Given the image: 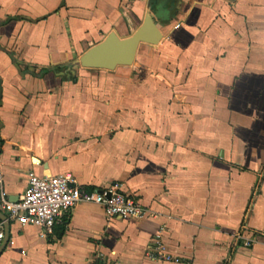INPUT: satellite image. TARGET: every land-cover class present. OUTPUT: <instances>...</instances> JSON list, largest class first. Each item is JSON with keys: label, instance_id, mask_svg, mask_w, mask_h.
Returning a JSON list of instances; mask_svg holds the SVG:
<instances>
[{"label": "crops", "instance_id": "crops-1", "mask_svg": "<svg viewBox=\"0 0 264 264\" xmlns=\"http://www.w3.org/2000/svg\"><path fill=\"white\" fill-rule=\"evenodd\" d=\"M148 14L162 40L131 66L74 64ZM0 80V197L71 176L152 214L9 223L0 264H264V0H0ZM158 234L178 262L149 259Z\"/></svg>", "mask_w": 264, "mask_h": 264}, {"label": "built area", "instance_id": "built-area-1", "mask_svg": "<svg viewBox=\"0 0 264 264\" xmlns=\"http://www.w3.org/2000/svg\"><path fill=\"white\" fill-rule=\"evenodd\" d=\"M80 204L100 206L109 218L142 220L152 216L134 197L125 194L120 184H112L101 192L88 191L76 185L71 176L41 177L30 172L28 188L16 202L9 201L3 191L0 197V211L6 213L8 223L36 226L46 234H52L59 219ZM4 225L0 222V242L5 239ZM236 239L245 247H251L255 241L245 233L238 234ZM148 257L160 263L178 262L164 251L160 234L156 235Z\"/></svg>", "mask_w": 264, "mask_h": 264}, {"label": "water", "instance_id": "water-1", "mask_svg": "<svg viewBox=\"0 0 264 264\" xmlns=\"http://www.w3.org/2000/svg\"><path fill=\"white\" fill-rule=\"evenodd\" d=\"M162 40V33L151 15H146L142 26L130 37L120 38L115 32L101 43L90 48L74 64L87 69H103L113 71L120 66H131L141 45H158ZM1 88V80H0ZM101 192V190H97ZM0 220L5 222V240L0 254L9 241L10 224L6 216L0 212Z\"/></svg>", "mask_w": 264, "mask_h": 264}]
</instances>
